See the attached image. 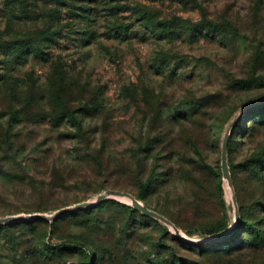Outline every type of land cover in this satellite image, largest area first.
Instances as JSON below:
<instances>
[{
  "label": "rangeland",
  "instance_id": "rangeland-1",
  "mask_svg": "<svg viewBox=\"0 0 264 264\" xmlns=\"http://www.w3.org/2000/svg\"><path fill=\"white\" fill-rule=\"evenodd\" d=\"M261 115L264 0H0V219L110 190L182 234L106 199L0 225V264H264Z\"/></svg>",
  "mask_w": 264,
  "mask_h": 264
},
{
  "label": "water",
  "instance_id": "water-1",
  "mask_svg": "<svg viewBox=\"0 0 264 264\" xmlns=\"http://www.w3.org/2000/svg\"><path fill=\"white\" fill-rule=\"evenodd\" d=\"M239 119H240V116L237 117L236 120L227 129L226 133L223 136V140H222V144H221V156H220V158H221V172H222L223 179L225 181H227L228 187H230V188H232V184H231V177H230V173H229V166H228V162H227V141H228V137L231 133V130L233 129L234 125L236 124V122ZM106 199H117V200L127 199V200H130V205L133 208L140 211L145 216H149V217H151V218H153V219H155L161 223H164L165 225L171 226L173 228L175 234L182 237L181 232L178 231V229H176L170 223V221H168L166 218L159 215L158 213L148 209L143 203H141L140 201L135 199L130 194L124 193V192H119V191H110V190L99 194L93 202H83V203L78 204V205L62 208V209L55 211L50 216H44L41 214L28 215L25 217L13 216V217L0 219V225H4V224L16 222V221H30V220H36V219L54 220V219H56L62 215H65V214H68V213H71V212H74V211H77L80 209L92 207V206H94V205H96V204H98V203H100ZM231 200H232V204L234 207V218H235V220H239L237 202H236V198H235L233 193H232ZM230 233H231V230L222 234V235L210 236V237L206 238L205 241H218L220 239L226 238Z\"/></svg>",
  "mask_w": 264,
  "mask_h": 264
},
{
  "label": "trees",
  "instance_id": "trees-1",
  "mask_svg": "<svg viewBox=\"0 0 264 264\" xmlns=\"http://www.w3.org/2000/svg\"><path fill=\"white\" fill-rule=\"evenodd\" d=\"M258 112H261L262 110H257ZM261 114H262V112H261ZM245 115H243L237 122H236V124L234 125V127H233V129L231 130V133H233V130L236 128V126H237V124L238 123H240L241 122V119L244 117ZM262 116V115H261ZM262 118H264V116H262ZM231 135V134H230ZM230 135H229V137H228V141H227V151L229 150V145H230ZM259 156H261V157H263V155L262 154H260ZM257 159V158H256ZM261 159L260 158H258V161H260ZM248 169L249 170H247V172L248 173H250V179H252L253 178V176H259V175H264V170H257V169H251V168H249L248 167ZM262 179V178H261ZM261 179H259V180H257L258 182H260L261 181ZM262 182H264V180H262ZM253 191L255 190V189H252ZM248 193H250V192H248ZM245 194L247 195V192H245ZM264 194V192H260L259 193V195H258V200H253L252 201V206L251 207H253V208H256V207H259V205H260V202H259V199H261V197H262V195ZM238 195H236V202L238 203V205L240 204L242 207H243V202L242 201H239V199H238V197H237ZM242 199L244 198V197H241ZM102 202H104V201H102ZM102 202H100V203H102ZM93 208V206L92 207H88V208H85V209H83V210H89V209H92ZM77 211H74V212H71V213H68V214H65V215H62V216H60V217H63V216H66V215H70V214H73V213H76ZM60 217H58V218H60ZM58 218H56L55 220H54V223H56L57 222V219ZM240 219H241V223H243V225H244V228L246 229V230H249V233L251 234V236H252V238H258L259 240H264V235H263V231H262V228H261V225L263 224V221H264V219L262 218V219H260V222H259V220H257L254 224H252V223H250L249 221H248V219H247V217L242 213H240ZM42 219H36V220H30V221H19L18 223H27V224H29V225H32L33 223H36V222H38V221H41ZM262 221V222H261ZM5 227H7L8 226V224H5L4 225ZM208 234H213V232H208ZM232 236V235H231ZM231 236L229 237V238H231ZM228 238V239H229ZM82 250V247H79V251L80 252H82L81 251ZM88 257H89V260L91 259V256H90V254L88 255Z\"/></svg>",
  "mask_w": 264,
  "mask_h": 264
},
{
  "label": "bare ground",
  "instance_id": "bare-ground-1",
  "mask_svg": "<svg viewBox=\"0 0 264 264\" xmlns=\"http://www.w3.org/2000/svg\"><path fill=\"white\" fill-rule=\"evenodd\" d=\"M227 182V181H226ZM123 200H125V201H127L128 203H130V200H127V199H123ZM234 220H235V218H234ZM172 230H173V228L171 227V226H169ZM209 242V241H208Z\"/></svg>",
  "mask_w": 264,
  "mask_h": 264
}]
</instances>
